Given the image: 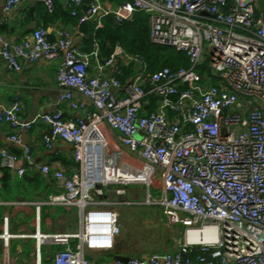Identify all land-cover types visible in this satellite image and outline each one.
Masks as SVG:
<instances>
[{"label": "built area", "instance_id": "obj_1", "mask_svg": "<svg viewBox=\"0 0 264 264\" xmlns=\"http://www.w3.org/2000/svg\"><path fill=\"white\" fill-rule=\"evenodd\" d=\"M26 1L7 0L6 13ZM42 1L53 7L52 0ZM63 3L79 26L92 22L96 31L108 17L124 24L146 14L151 43L186 54L191 66L152 72L146 60L121 47L103 59L97 42L92 52H82L68 30L56 42L42 26L21 42L0 33V57L10 71H21L23 61L62 58L61 102L81 114L76 120L58 112L23 121L19 100L2 111L0 120L14 133L11 142L21 145L23 131L46 124V146L69 144L79 169L68 175L49 164L37 167L57 182V191L45 202L12 203L36 207L35 230L13 231L5 215L0 264H17L10 255L15 240L34 241L31 262L24 264H43L45 245L61 247L52 264H92L90 252L113 250L122 235L117 206L107 197L134 200L133 185L147 189V200L128 206L161 207L167 225L183 231L175 250L127 264H264V21L258 0ZM129 66L135 72L122 83L119 76ZM0 153L4 168L20 177L27 173L22 157ZM152 187L160 189L159 199ZM45 205L76 208L78 232L43 233Z\"/></svg>", "mask_w": 264, "mask_h": 264}, {"label": "crops", "instance_id": "obj_2", "mask_svg": "<svg viewBox=\"0 0 264 264\" xmlns=\"http://www.w3.org/2000/svg\"><path fill=\"white\" fill-rule=\"evenodd\" d=\"M27 0L17 7L11 14H7L5 6L7 0H0V33L11 42H21L30 39L38 27H45L50 32V40L56 42L59 33L68 30L74 35L76 46L82 52H92L91 34L79 26L76 19L60 17L45 25L42 9L47 7L45 2L38 0L34 11ZM109 1V0H108ZM63 4V0H59ZM110 2V1H109ZM111 3V2H110ZM65 7V6H64ZM65 9H67L65 7ZM90 51V52H89ZM62 58L54 60H38L35 63L22 62L21 71H10L6 61L0 57V115L2 111L9 108L15 100L23 104L21 119L32 121L42 114L62 113L66 120H76L81 117L77 111H72L67 104L61 102L64 89L58 83L59 70ZM93 72V71H91ZM111 77V73L108 72ZM50 127L46 124H37L32 130L21 133L22 143L18 145L10 141L14 134L10 125L0 120V151L8 150L22 157L21 163L27 168V173L20 177L10 170L3 167V158L0 153V233L5 215L11 216L12 230H23L31 233L35 230L36 207L34 205L13 206L12 203L26 202L30 204L45 202L50 195L57 191V182L52 178H45L38 170V166L49 164L55 169H60L66 174L71 175L79 169L75 162L72 147L61 141L56 142L52 148L45 144V137L50 136ZM31 150V162L26 159V149ZM5 170L10 172L11 186L5 188ZM26 183L24 182L25 180ZM135 200V199H134ZM152 208V207H151ZM151 211L143 218L137 217L136 209L130 207L124 214L128 219L120 218L122 225V235L117 239L113 250L92 251L88 258L92 264H116L117 257L127 258L148 256L157 252H168L175 250L178 245L180 226L167 225L162 210L158 216H153ZM77 213V214H76ZM73 216V217H72ZM72 217L74 227H68L69 218ZM154 222V224H153ZM163 227L162 232L153 231L154 234L161 236V246L158 251L142 241L141 226H153L155 229ZM80 228L79 213L76 208L43 206L41 210V230L43 233L52 235L74 234ZM34 248L32 240H15L10 248V255L17 264L31 262V255ZM61 247L45 245L42 249V263L52 264V257L55 250ZM3 250L0 244V259Z\"/></svg>", "mask_w": 264, "mask_h": 264}, {"label": "trees", "instance_id": "obj_3", "mask_svg": "<svg viewBox=\"0 0 264 264\" xmlns=\"http://www.w3.org/2000/svg\"><path fill=\"white\" fill-rule=\"evenodd\" d=\"M111 3L123 4L125 0H109ZM53 11L47 7L42 9L45 25H49L52 21L60 17H68L72 19L68 9H65L59 0H52ZM75 18H73L74 20ZM50 21V23H49ZM84 29L91 34V49L97 42L101 57L103 59L110 58L118 47L123 48L132 56L142 57L150 66L152 72L169 68L177 71L181 68H190L191 64L186 54L175 49L163 48L156 46L150 41L151 25L150 19L146 14L137 13L132 22L124 24L117 23L113 17H108L103 23V27L96 31L95 24L90 22L83 25ZM89 51V52H90ZM133 66L125 67L119 79L122 83H126L128 78L133 74ZM135 72V71H134ZM4 186H11L10 172L5 170ZM25 180V179H24ZM27 182L26 180L24 181ZM196 257V255L194 256Z\"/></svg>", "mask_w": 264, "mask_h": 264}, {"label": "rangeland", "instance_id": "obj_4", "mask_svg": "<svg viewBox=\"0 0 264 264\" xmlns=\"http://www.w3.org/2000/svg\"><path fill=\"white\" fill-rule=\"evenodd\" d=\"M117 134H119V133L117 132ZM141 136H142V134L140 133L138 135V137H141ZM129 189L133 193L134 192L138 193V195H137L138 197L135 200H133V197L122 199V198H120V197H118L116 195H109L107 197V200L110 203L116 204V206H117L116 208L118 209V212L120 214V218L122 219V223H123V220H127L128 219L126 216H124V214L128 212V209L130 207L136 209V211L138 212L136 214L137 217L141 216L143 218V216L148 215L151 211H153L152 212L153 216H158V213H160V209L162 210V215H163V209L161 207H152L151 208V207H147V206H143V205L128 206L127 203H133V202L142 203V202L147 200L146 199V197H147V189H145L143 186L133 185V186H130ZM150 194H152L153 198L159 199L161 197V195H160L161 191H160L159 188H156V187H152L150 189ZM72 217L69 218L70 219L69 223L71 225H68V227H70V228L74 227V224H75V218H74V220H72L73 219ZM153 224H154V222H153ZM163 229L164 228L162 226L158 227V225H157L156 229L153 226H150V227L149 226H147V227L141 226L142 241L148 242V245L152 248V250L156 249V250H153V252L158 251V249L161 246V241L163 239V238H161V236L158 237V235L154 234L153 231H156V233L161 231L162 235H163ZM182 231L180 232V235L182 234ZM179 238H180V236H179Z\"/></svg>", "mask_w": 264, "mask_h": 264}, {"label": "water", "instance_id": "obj_5", "mask_svg": "<svg viewBox=\"0 0 264 264\" xmlns=\"http://www.w3.org/2000/svg\"><path fill=\"white\" fill-rule=\"evenodd\" d=\"M37 1L38 0H30L29 1V5L32 7V12L34 11V7H35V4ZM258 7H259L260 14L262 16V19L264 21V0H258ZM111 76H112V74H111ZM50 136H51V133H50ZM117 260L122 261L125 264H127L129 262L130 258L118 256Z\"/></svg>", "mask_w": 264, "mask_h": 264}, {"label": "bare ground", "instance_id": "obj_6", "mask_svg": "<svg viewBox=\"0 0 264 264\" xmlns=\"http://www.w3.org/2000/svg\"><path fill=\"white\" fill-rule=\"evenodd\" d=\"M104 177L106 178V177H108V178H110V176L107 174V175H104Z\"/></svg>", "mask_w": 264, "mask_h": 264}]
</instances>
